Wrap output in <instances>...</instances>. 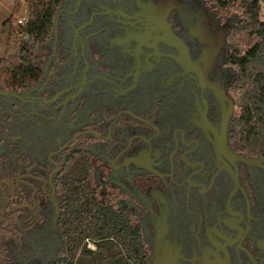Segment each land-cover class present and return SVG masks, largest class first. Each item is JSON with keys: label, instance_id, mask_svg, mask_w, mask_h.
Segmentation results:
<instances>
[{"label": "flooded vegetation", "instance_id": "flooded-vegetation-1", "mask_svg": "<svg viewBox=\"0 0 264 264\" xmlns=\"http://www.w3.org/2000/svg\"><path fill=\"white\" fill-rule=\"evenodd\" d=\"M161 1L62 2L41 77L0 88V153L11 144L7 155L28 158L11 177L0 165V214L37 219V239L56 249L49 195L60 216L54 181L75 170L84 178L67 181H91L140 223L151 262L264 264V156L229 139L230 22L209 0ZM6 181L29 187V202L9 208Z\"/></svg>", "mask_w": 264, "mask_h": 264}, {"label": "trees", "instance_id": "trees-1", "mask_svg": "<svg viewBox=\"0 0 264 264\" xmlns=\"http://www.w3.org/2000/svg\"><path fill=\"white\" fill-rule=\"evenodd\" d=\"M27 15L23 23L8 16L3 22L6 41L0 56V88L24 90L41 77L45 52L64 0H23ZM214 12L230 22L227 63L233 70L231 90L237 109L230 125V142L245 155L264 156V20L259 0H209ZM27 34L24 39L22 34ZM0 153V165L11 177L27 163ZM70 173V172H69ZM61 171L54 181L61 197L57 220L59 245L48 257L37 247V219L0 214V264H152L139 222L96 196L84 174ZM16 174V173H14ZM13 174V175H14ZM12 188L9 208L28 203L30 188L6 181ZM22 199V201H21ZM42 221L45 217L42 216ZM40 219V220H41ZM91 245L92 247H90Z\"/></svg>", "mask_w": 264, "mask_h": 264}, {"label": "rangeland", "instance_id": "rangeland-1", "mask_svg": "<svg viewBox=\"0 0 264 264\" xmlns=\"http://www.w3.org/2000/svg\"><path fill=\"white\" fill-rule=\"evenodd\" d=\"M261 12L262 19L264 20V4L261 3ZM27 15L26 4L23 0H0V56L3 54L5 41H6V33L3 30V22L8 17L11 16L13 19L25 18ZM16 20V21H17ZM48 236V235H47ZM57 245V244H56ZM56 245L52 244V241H48V238L44 237V239H39L37 243V247L39 251H41L44 256H52L55 253ZM92 247L91 245H89Z\"/></svg>", "mask_w": 264, "mask_h": 264}, {"label": "water", "instance_id": "water-1", "mask_svg": "<svg viewBox=\"0 0 264 264\" xmlns=\"http://www.w3.org/2000/svg\"><path fill=\"white\" fill-rule=\"evenodd\" d=\"M260 3L264 4V0H259ZM172 1L170 0H162L160 3H162L163 6H167L168 8H170V4H171ZM157 16L153 15V18H155ZM168 41L173 44L174 46H177L179 47L178 45H182L181 41L175 37L173 34L171 33H168ZM206 51H209V48H206ZM3 94H8L7 92L5 91H1ZM215 95L216 97L221 101V96L219 95V92L217 90H215ZM241 160H243L244 162L246 163H249V164H252V163H255L256 160L253 159V158H240ZM49 201L52 205V214H51V217H50V221H51V225L53 228H56V223H57V219L59 217V207H58V203H59V200L58 198L55 196L54 194V190L52 191V193L49 195ZM152 264H175L174 261L169 258V257H157L155 259L152 260Z\"/></svg>", "mask_w": 264, "mask_h": 264}, {"label": "built area", "instance_id": "built-area-1", "mask_svg": "<svg viewBox=\"0 0 264 264\" xmlns=\"http://www.w3.org/2000/svg\"><path fill=\"white\" fill-rule=\"evenodd\" d=\"M23 20H24L23 18H20V19L17 20V23H23ZM22 37H23L24 39H26V38H27V34L23 33V34H22Z\"/></svg>", "mask_w": 264, "mask_h": 264}]
</instances>
